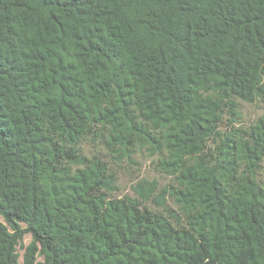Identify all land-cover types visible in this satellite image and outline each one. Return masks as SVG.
<instances>
[{
	"label": "trees",
	"instance_id": "obj_1",
	"mask_svg": "<svg viewBox=\"0 0 264 264\" xmlns=\"http://www.w3.org/2000/svg\"><path fill=\"white\" fill-rule=\"evenodd\" d=\"M242 103L264 107V0H0V264H264ZM142 153L175 207L115 195Z\"/></svg>",
	"mask_w": 264,
	"mask_h": 264
},
{
	"label": "rangeland",
	"instance_id": "obj_2",
	"mask_svg": "<svg viewBox=\"0 0 264 264\" xmlns=\"http://www.w3.org/2000/svg\"><path fill=\"white\" fill-rule=\"evenodd\" d=\"M240 113L241 116L238 120L239 125L249 126L255 123L262 115H264V107L260 103H242L240 106ZM156 159L157 157H151L147 153H142L135 156L132 160L121 162L119 166L114 165V172L117 177V190L115 192V195L120 197H123L125 195H133L134 192L132 190V187L142 179H145L149 182H154V184L156 185V193H166L165 195L168 199L167 205L175 207L169 195L167 194V191L170 190V187L173 184L172 177L159 170ZM260 179L264 181V162L262 170L260 172ZM153 198L157 200L155 196ZM153 202L151 205H153L154 207H158L157 202ZM30 242L31 237L26 236L24 245H28ZM23 253L24 250L21 248L20 254L23 255ZM39 260H42V258H40Z\"/></svg>",
	"mask_w": 264,
	"mask_h": 264
}]
</instances>
